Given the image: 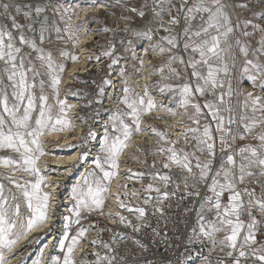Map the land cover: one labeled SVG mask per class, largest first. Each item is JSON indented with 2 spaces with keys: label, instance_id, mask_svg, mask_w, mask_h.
Returning a JSON list of instances; mask_svg holds the SVG:
<instances>
[{
  "label": "snow or ice",
  "instance_id": "6c2138e0",
  "mask_svg": "<svg viewBox=\"0 0 264 264\" xmlns=\"http://www.w3.org/2000/svg\"><path fill=\"white\" fill-rule=\"evenodd\" d=\"M111 6L121 10L113 15L124 21L123 27L106 26L102 31L114 37L124 34L118 43L138 62V68L132 65L134 70L144 71V56L149 53L165 57L159 65H151L148 76L158 75L152 86L162 95L170 94L183 109L178 123L184 130L172 139L170 128L151 127L160 167L156 160L144 161L149 171L137 173L152 181L144 186L142 198L140 190L123 193L142 203L125 204L120 193L116 195L120 208L134 214L135 221L119 211L109 213L130 233L109 229L113 233L109 241L98 233L91 244L99 250L83 254L95 259L83 258L79 264H264V0H113ZM69 11L52 0H0V150L19 157H0V165L34 177L23 184L9 177L27 202L26 222L21 219L19 198L12 195L15 203L10 204L0 184V264H8L5 253L48 218L51 194L43 191L47 178L37 166L44 155L41 140L52 131L72 127L66 115L73 105L60 98L65 66L45 45L64 41L61 33L68 32L50 20L49 13L63 21ZM67 39L74 38L69 34ZM138 45L143 56L137 55ZM117 51L114 39L101 53L110 58L109 69L128 59L114 55ZM68 55L60 50L61 57ZM118 75L121 88L103 78L98 98L85 104L102 105L109 86L122 93L115 100L124 107L104 109L110 115L103 126L100 153L94 168L72 188L69 211L75 219L64 217L65 231L58 244L62 255L49 256L47 264H77L75 250L90 229L80 227L69 236L72 224H79L85 211L100 210L103 215L121 155L134 134L148 131L141 127L142 117L158 110L147 84L141 94L130 83L126 67ZM244 82L252 91L238 86ZM164 110L177 115L172 108ZM87 136L95 139L97 133L90 129ZM181 140L183 146L177 147ZM205 241L210 242L208 254L197 247ZM33 264H45L43 249Z\"/></svg>",
  "mask_w": 264,
  "mask_h": 264
},
{
  "label": "built area",
  "instance_id": "2783aa9c",
  "mask_svg": "<svg viewBox=\"0 0 264 264\" xmlns=\"http://www.w3.org/2000/svg\"><path fill=\"white\" fill-rule=\"evenodd\" d=\"M104 62V61H103ZM102 64V63H101ZM101 65L97 64L94 69H97L96 71H100ZM117 72V71H116ZM87 72L86 74H88ZM85 75V74H83ZM113 82L115 84L116 89L121 88L122 82L120 81V78L117 75L113 76ZM138 78L135 77V81L132 79L129 80L130 83L135 84L136 89H138ZM122 93L119 91H113L112 87L109 88L107 97L104 99L102 106V109H111L112 111H115L117 107L122 108L121 104H119L115 97L121 96ZM160 96V95H159ZM162 97V96H161ZM163 99L166 101V103L161 102L158 103V105H163V108H159L162 115H150V113L145 114L142 117L143 123L141 124L142 129L146 128L148 129L147 132H141L139 134H134L129 147L125 149L124 153L121 155L119 160V170L118 175L111 181V187L110 192L107 194V199L105 201V204L103 206V215L100 214V210H96L95 212L89 214L87 211L82 212L81 219L79 224L73 223L71 226V229L69 230V236L75 235L76 231L80 227H85L90 229L87 233L85 238H81L79 246L75 250V259L77 261V264H79V261L83 258H86L88 260H93L95 257L88 255L87 257H84V253H91L94 249L99 250L96 248V246H93L91 244V241L95 239L100 234V238L104 241H109L110 237L112 236V231H109V229H114L118 232H128L130 233V229H125L122 225L119 224L118 220L114 221L110 216L109 213H112L115 215L116 212H120L122 215H125L128 217V219H131L135 221V215L130 214L127 209L120 208L116 195L119 192L120 193V199L124 200L125 204H131L136 205L139 203H142L141 200H137L134 196H127L125 197L123 195L124 191L133 192L136 190H140L138 192V195L142 198L144 196L143 188L148 183H151V178L145 175L143 178L138 176L137 173H146L149 171V168L146 166L144 161L147 162V164H151L153 160L157 161V168L159 169V160L161 157H158L154 155L155 148H156V141L157 138L155 135L151 132V127H155L159 130H169L170 126L165 125V118L170 117H178L176 120L180 121L182 117L181 110L177 111L176 116L170 115L168 112H166L164 109L173 107L172 104V98L170 97H163ZM163 103V104H162ZM81 108V106H80ZM80 110V109H79ZM110 115L109 112L105 115V117L102 119V126H104L105 122L108 120V116ZM168 115V116H167ZM106 119V120H105ZM174 120V119H173ZM180 124V123H179ZM177 130L174 132L172 129L171 133L172 139H176L177 135L184 130V125L176 126ZM85 124H83V132L82 137L83 138L84 133L86 132ZM102 131V134L99 133ZM99 131L98 135L99 137L103 136V130ZM78 142L74 143H79ZM99 141L96 143H92L90 146V150L86 147H77L74 150H80V156L87 152L88 155L79 160V162L71 166V174L69 176H66L64 180H60L57 192L55 194V202L54 205V220L51 222V226L47 229V232L44 234H37L34 235L30 240L27 242H24L25 237L21 238L18 241L19 244V250L16 252L13 256H9V252H6L5 255L8 260V264H33V261L36 260L39 256V253L41 249L44 250V256H45V264H47V258L49 256L53 255H62L59 249V240L63 238V233L65 231L64 224L66 223L64 217L71 216L74 220L75 217L72 216V213L68 211L66 214H64V207L67 205V198H70L68 210L73 207V201L71 199V191L73 186H75L78 182L81 181L82 177L87 173V171L91 170L94 167L93 160L94 157H96L100 152V148L98 147ZM183 146V141L181 140L180 144L177 145V147ZM72 150V149H70ZM99 152V153H98ZM140 161V162H138ZM90 162V164H89ZM88 165L87 171H84L85 166ZM79 166V167H75ZM78 172L80 174H78ZM3 173V172H2ZM177 173L176 169H173V176L175 178V175ZM126 185V189L124 186ZM11 196L15 195L19 198L20 203V212H21V219L26 222L27 217L29 216V209L27 208V202L24 201L22 197L18 194L17 190L12 186ZM49 189V187H47ZM51 194V190L47 191ZM53 197V196H52ZM52 197L50 199V203L52 201ZM15 203L12 199L10 200V204ZM173 204H175V199L173 200ZM175 211V209H173ZM86 217V218H85ZM104 230V231H101ZM184 226L180 225V231L183 232ZM65 243H69V241H65ZM45 245L47 247L45 248ZM56 246V247H54ZM198 248L202 250L204 254H208L210 242L205 241L203 245H198ZM213 256L216 255V252L212 253ZM197 264H199V261H197Z\"/></svg>",
  "mask_w": 264,
  "mask_h": 264
},
{
  "label": "rangeland",
  "instance_id": "374dc122",
  "mask_svg": "<svg viewBox=\"0 0 264 264\" xmlns=\"http://www.w3.org/2000/svg\"><path fill=\"white\" fill-rule=\"evenodd\" d=\"M60 1H61L62 5L64 7H67V8L70 9V11L66 14V17L68 16L70 18V20L76 19L77 16L81 13V10H82L83 7H89V6H93L94 7L96 5L99 6V4H105L109 8V10L107 12L100 11L98 16H89L86 22L80 23V27L82 28V31L84 29H86L87 32L94 34V36L97 37V40L93 43V49H90V51L92 53H91V57H89V62H88L89 66L88 65L84 66V67H87L86 69L88 71L85 69L84 70V71H86L84 73L85 75H76L73 78L74 84H72V85H70V86H68L66 88V95L68 94V97L70 99H73L76 102H79V106H81V108L79 110L80 114H79L78 117H79L80 122H81L80 123L81 126H82L81 128L83 130V124H85V128H86L87 131L84 133L83 138H82V140L80 139L81 141L79 143H72V145H70V146H68L66 148L58 147V150H59L58 153H61V155H63V154H68V153L77 151V150H74L77 147L86 146L90 150V146L92 145V143H95V142L97 143L98 141L100 142L101 139L103 138V136H101V137L96 136L95 139H92V138H89L87 136V134H88L90 129L92 131L96 132L97 135H98L99 131L103 130V126H102L101 122H102V119L107 114V112H105L102 109L101 104L93 103L91 106H85V104L87 103L88 100H92L94 97H97L98 86L102 85V79L103 78H110V79L113 80V78H114L113 76L114 75H117L119 77V75H118L119 69L122 68V67H126L128 72L130 73L129 80L132 79L133 81H135V77L136 78H138V77L141 78L142 76L144 77L145 70L147 68L145 67L146 66V64H145L144 71L142 73L133 69L132 65L134 63L136 64L137 68L139 67L138 62L132 60L128 56L127 53H124L123 52V46L118 43L120 36L124 35L123 33L117 32L116 36L114 37L112 32L105 33V32L102 31V29L104 27H106V26L110 27V28L114 27L115 25H119L120 27H123L124 21L117 20L116 17L113 15V13L119 14V12L121 11L120 9L111 6L112 3H113V0H60ZM32 2L33 3L44 2V0H32ZM76 4H77V6H76ZM49 17H50V20H53V16L51 15V13H49ZM166 19H167V17H165V20ZM114 21H115V24H114ZM141 23L142 22L137 21V26H140ZM80 27H79V29H80ZM61 34L64 36L63 32ZM161 34H163V33H161ZM72 36L74 38L72 40H68L67 37L64 36L65 37L64 41H55L54 40L52 44L45 45L46 48H50L51 49V51L53 53V57L57 61V63L63 62L64 66H65L64 72L69 69V64H70V59H71L70 57L72 55L71 53L72 52H74V53H76V52L78 53L79 52L78 48H74V47H76L75 44L77 42V39H75L76 36L73 35V33H72ZM114 39L117 42V49H118L117 53L114 54V55H123L125 57H128V59L121 60L119 64L113 65V67L111 69H109L107 67V65L110 63V58L102 56L101 53L104 50L107 49L108 42L112 41ZM143 47H147V43L146 42L143 44ZM61 49H63V50L68 52V54H69L68 57H61L60 56V50ZM73 49H75L76 51H74ZM136 51H137V55H140V56L144 55L141 46L138 45ZM97 56H100V60L99 61H97V59H96ZM144 59H145V63H147L148 61L152 62L150 64V66H149V68L151 69V65L152 64L159 65V63L163 59H165V57H160V56H156V55H153V54L149 53L147 56H144ZM240 59L242 60V58H240ZM97 64L101 65L100 66L101 67L100 71H96L97 69H94ZM176 67H180V65L177 64ZM87 72H89V73L86 74ZM238 75H239V73L237 72V76ZM151 78H152V82L150 83L148 91L153 89V91L156 92L157 96L160 95V97L162 96V98L163 97H170L171 98L170 94L162 95V94L159 93V91H158V89L156 87L152 86L153 85V81L159 80L160 77L157 75V76H151ZM93 81H95V83H93ZM169 82L175 84V83H179L180 81H169ZM233 83H234V86H237V82L236 81H234ZM238 86L242 90L252 91V86L248 82H244V83H242V84H240ZM150 87L152 89H150ZM109 88H111V87L105 86L106 97H107ZM139 88H140V85L138 84V89H136L138 92H140ZM59 89H60V98L66 100L65 99L66 97L65 98L63 97L62 89H64V88L62 86V82L59 85ZM48 91L50 92V90H48ZM150 92L151 91H149V93ZM85 94H87V95H85ZM154 99H155V97H154ZM54 102H55L54 99H50V103H54ZM66 102H67V104H69L68 101H66ZM172 102H173V104H172L173 107H169V108H172L176 112L179 111V110H181V112H183V109L178 106V102L177 101L172 100ZM201 102H203V98H201ZM69 105H71V104H69ZM157 105H158V102H157ZM121 107H124V106L122 105ZM71 109L68 110L67 112L70 113ZM97 111L100 112V116L96 115ZM71 125H72V127L65 128L64 130L69 129V128H74V125L73 124H71ZM45 139H46V136L42 137V140H41L42 147H43V150H44V155L41 156L42 159H41V161H39L37 163V165H38V167L40 169H46L47 173H49V172H53L54 170H52V168L49 166V163L45 161L47 159H44L43 157L46 154H47V156H51L52 155L50 153L51 152V146L50 145L52 144V142H49V145H48V143L44 142ZM85 141H87V142L85 143ZM59 145L60 144H57V146H59ZM98 147L100 148V143H98ZM70 149H72V150H70ZM5 156H12L13 158H16V159L19 158L17 156V154L12 153L11 151L0 150V157H5ZM39 163H40L41 166L39 165ZM75 167H79V166H75ZM11 168L14 171H16L14 169V167H11ZM41 171L42 170H40V172ZM16 172H20V174H24L25 175L24 178L21 177L22 180L20 179V181H22V183L20 182L21 184L26 182V180H24L26 177L32 179V180H27V181H33L34 180L33 177L30 176L28 173H25V172H22V171H16ZM42 173L43 172H41V174ZM4 174L5 173H2L0 171V184L4 185L5 195L9 196V203H10L11 192H9V189H11V191H12L13 183L10 184L9 181H2L1 180V179H3L2 175H4ZM43 176H45V175L43 174ZM7 183H9V184H7ZM45 185H47V186H45ZM13 186L15 187V189H17L15 185H13ZM41 187H42L43 191L47 192L48 191L47 187L50 188V183H47L45 181V184L42 185ZM22 199L24 200L25 198L23 197Z\"/></svg>",
  "mask_w": 264,
  "mask_h": 264
},
{
  "label": "bare ground",
  "instance_id": "6f19581e",
  "mask_svg": "<svg viewBox=\"0 0 264 264\" xmlns=\"http://www.w3.org/2000/svg\"><path fill=\"white\" fill-rule=\"evenodd\" d=\"M52 3L62 4L60 0H52ZM76 6H77V4H76ZM108 10H109V8L107 7V5L99 4V6L96 5L94 7L93 6L83 7L81 10V13L74 20H70V18L68 16L66 17V15H65L63 21H61L59 19V16L53 17V19L57 21L58 25L62 29H64V28L68 29V32H63L64 36L68 37L69 34L72 35V33H73V35H75L76 38L78 37V40L75 44L76 47H74V48H78L79 52L78 53L77 52L71 53L72 54L71 56H76V57H78V59L76 61H73L72 59H70L69 69L62 73V79H61L62 86L64 88V89H62L63 97L64 98L66 97L65 98L66 101H68L69 104L73 105L70 113L67 112L66 119L71 124L74 125V128H69V129H66L63 131H52L49 134L45 135L46 139L44 142L48 143V145H49V142H52V144L50 145L51 146V152L50 153L52 155L47 156V154H46L43 158L47 159L45 161L49 163V166L54 171L47 173L46 169H40V170H42L41 172H43L42 175L44 174L45 177L47 178L46 182L50 183V188L48 190H51L53 197L51 196L52 201H51V203L49 202V206L47 208V217H48L47 220L45 221V223L41 227L33 228L31 231H29L27 233V235L25 236L24 242H27L28 240H30L34 235L44 234L45 232H47V229L51 226V222H53V220H54V205L56 204V202L54 201L55 200L54 196L57 192L59 182H60V180H64L66 178V176H69L71 174V166L76 165L81 158L80 157V150L74 151V152H71L68 154H63V155H61V153H58L59 152L58 147L66 148V147L72 145V143L78 142L82 137V131H83L81 128L82 126L80 124L81 123L80 119L78 117L80 114L79 102H76L75 100L70 99L68 97V94L66 95V88L68 86L74 84L73 78L76 75H83L86 72L84 70L87 67H84V66L88 65L89 57H91V53H92L90 51V49H93V43L97 40V37H95L94 34L87 32L86 29H84L82 31V28L80 27V23L86 22L89 16H98L100 11L107 12ZM79 27H80V29H79ZM73 50L76 51L75 49H73ZM151 63L152 62H149V61L147 63H145L146 64L145 67L147 69L145 70L144 78L142 79V78L138 77L139 79L137 82L140 85L139 89H140L141 93H143V91H144V85L147 84L148 86H150V83L152 82V78L148 76V72L151 70L149 68ZM150 89H152V88L150 87ZM149 91H151L150 94L153 97H155L156 102H158L160 104H161V102L166 103L162 97L156 95V92H154L153 89L149 90ZM158 107H159V105H158ZM162 114L163 113L158 108V110L152 111L149 114V116L150 115L151 116L152 115L158 116V115H162ZM177 118L168 116V118L164 119L165 125H167V127L169 125L170 129H172L174 132H176V130H177L176 126L181 125L176 120ZM101 134H102V132H100V135ZM57 144H60V145L57 146ZM41 159L42 158L40 157L39 161H41ZM89 164H90V162H89ZM89 164H87L85 166L84 171H87ZM39 165H40V163H39ZM0 169H1L0 170L1 172L5 173L4 175H2L3 176V179H1L2 181H9V177H11L13 180H16L17 182L22 183V181H20V179H21V177L22 178L25 177L24 174H20V172L14 171L11 167H4V166L0 165ZM78 174H80V173L78 172ZM33 179H34V177H33ZM24 180L27 181V180H32V179L26 177ZM7 184H9V183H7ZM16 190H17L18 194L20 195V197L23 198L21 190L19 188H17ZM69 202H70V198H67V205H65V207H64V214H66L69 211L68 210ZM19 248H20L19 244L17 243L14 246V248L12 249V251L9 252V256H13L16 252H18Z\"/></svg>",
  "mask_w": 264,
  "mask_h": 264
}]
</instances>
